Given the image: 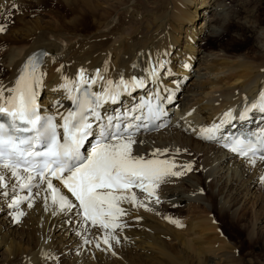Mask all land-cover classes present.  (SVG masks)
<instances>
[{
  "label": "bare ground",
  "instance_id": "bare-ground-1",
  "mask_svg": "<svg viewBox=\"0 0 264 264\" xmlns=\"http://www.w3.org/2000/svg\"><path fill=\"white\" fill-rule=\"evenodd\" d=\"M61 1L74 8L75 14L60 22H37L12 37L9 52L0 60V69L6 71L0 76V85L13 87L27 59L46 51L48 55L42 57L41 70L47 75L44 87L39 90V103L45 113H53L60 122L58 113L66 114L74 106L67 92L59 88L63 77L75 80L83 68L91 78L99 70L104 80L92 85V91H101L108 79L118 82L121 76L126 80L133 76L144 78L145 87L123 93L119 101L106 104L101 112L113 116L119 112H137L141 103L155 99V93L165 102L173 98L177 102L171 105H177L178 110L187 114L182 124L189 118L194 124L193 132L191 125H169L163 131L142 133L135 137L134 154L153 158L156 149L162 152L168 149L158 158H174L177 164L192 163L193 168L160 185L157 195L161 203L156 207L148 204L147 208L134 207L123 202L121 207L127 214L121 220L126 226L116 230L120 240L111 241V249L102 242V228L93 227L90 222L88 226L81 223L82 217L76 215L79 210L61 212L58 206L51 205L50 198L46 210L43 186L32 189L33 195L37 191L42 193L32 207L24 201L18 209L10 208L11 199L0 196V264H103L106 256L118 264H128L126 254L119 251L122 246L133 252L136 249L137 257L153 264L226 263L234 245L215 214L236 213L248 198L242 194L243 190L264 188L261 180L264 163L252 166L248 160L230 155L215 139H203L199 133L201 128L219 123L230 109L235 110L236 117L264 90V27L257 28V24L239 16L253 1L263 0ZM11 2L0 0V13ZM85 15L90 16L89 21ZM80 22L85 27L92 26L91 30L75 28ZM236 26L243 27L242 32L256 33L249 36L237 33L235 41L242 45L239 48L215 44ZM253 39L255 49L249 50ZM160 59L168 63L158 69L159 75L154 80L151 70ZM193 71L196 79L187 87L186 80ZM173 93L176 95L169 98ZM167 131L173 135H165ZM219 136H223L222 129ZM162 138L166 142L160 145ZM53 183L77 203L58 181ZM207 188L209 194L205 193ZM133 191L138 199L147 196L142 191ZM27 194V190L15 193ZM170 206H177L179 211L167 214L165 209ZM16 211L25 213L19 222L15 220ZM23 224L32 229V235L25 233L28 244L18 239L17 228ZM85 239L91 243L86 244Z\"/></svg>",
  "mask_w": 264,
  "mask_h": 264
},
{
  "label": "snow or ice",
  "instance_id": "snow-or-ice-1",
  "mask_svg": "<svg viewBox=\"0 0 264 264\" xmlns=\"http://www.w3.org/2000/svg\"><path fill=\"white\" fill-rule=\"evenodd\" d=\"M5 30L0 25V32ZM46 55V51L32 54L13 87L0 85V196L11 199L10 208L18 209L24 201L32 207L35 198L42 195L40 191L33 195L32 189L43 186L46 210L49 198L51 205L58 206L61 212L79 210L76 215L82 217L81 223L88 226L90 222L91 226L102 228V242L111 249V241L119 243L120 240L116 230L126 226L121 217L127 214V210L121 204L126 201L134 207L147 208L132 189L141 190L147 194V199L154 198L158 204L161 202L157 195L160 185L171 177L192 171L193 165L177 164L174 158H158L168 149L163 152L156 149L152 153L153 158L134 154L136 133L144 125L126 123L113 115H102L101 109L106 104L116 103L125 92L145 87L144 78L133 76L126 80L121 76L118 82L108 79L101 91H92V85L104 77L97 70L90 78L81 68L77 79L63 77L59 86L67 92V98L74 105L66 114L58 113L62 122L57 123L56 115L42 114L39 90L44 87L47 75L41 70L42 57ZM167 63V60L160 59L153 65L152 79L157 78L158 69L165 68ZM154 98L157 104L145 101L138 108L143 109L147 105L149 115L158 119L162 115L159 108L161 98L158 93ZM253 110L264 113V90L256 101L244 107L239 118L248 119ZM234 111L230 109L224 113L219 123L201 128V138L216 139L224 125L236 119ZM133 119L140 120L141 117L134 116ZM86 144L90 145V152ZM224 146L247 159L252 166L264 163V129L252 133L247 139L229 135ZM54 180L67 189L77 203L65 195L61 187L53 183ZM17 190H27L28 194L15 195ZM23 215L24 212L16 211L15 220L19 222ZM172 222L183 226L178 220ZM84 242L91 243L88 239Z\"/></svg>",
  "mask_w": 264,
  "mask_h": 264
},
{
  "label": "rangeland",
  "instance_id": "rangeland-1",
  "mask_svg": "<svg viewBox=\"0 0 264 264\" xmlns=\"http://www.w3.org/2000/svg\"><path fill=\"white\" fill-rule=\"evenodd\" d=\"M11 1L13 2L9 3V5H6V8L3 9L2 11L3 13H0V25H3L6 29L5 31L0 32V60L4 59L5 55L7 54L6 52H9L7 50H9L8 47H10L13 44L12 37L16 35H20L21 32H24L28 28L27 26H33L37 22L45 23V20L46 22L47 21L60 22V20H64L75 14V9L68 7L61 0H40L39 2L21 0L22 3H20L21 1L19 2L14 0ZM14 2H17V4H13ZM13 5H18V7H13ZM5 13H6V17L3 16V14ZM239 14L241 18L246 20L248 19V21L250 23H253L254 25L257 24V28H261V27L263 28L264 0L261 2L253 1L252 4L247 8V10L240 11ZM85 19L89 21L90 16L85 15ZM86 27L80 22V24H78L75 28L85 29L87 32H89L92 26L90 27L89 25ZM242 29L243 27L240 28L236 26L234 28V31H229L225 37L216 40L215 44H221L222 46L225 47L228 46L229 48L241 47L242 45H240L239 42L235 41L236 39L235 35H238L237 33L241 32L243 35L247 34L248 36L254 35V33H256V31L254 30L252 33L251 32L249 33L247 30H244L242 32ZM254 43L255 40L253 39V41H251V45H248L249 50L255 49ZM245 51H247V49ZM198 63L199 60H197L195 64V69L197 68ZM5 74H6L5 68L1 67L0 76H4ZM194 74H196V72L193 71L191 77L188 78L189 80L188 79L186 80L185 86L188 87V84L190 85V83L196 79L195 78L196 76H194ZM186 120L184 119L183 121H180L181 123L179 122V125L182 126L191 125V129L194 130L195 128L192 127L194 126V124L190 122L189 118L188 121L186 122L187 124L186 123L182 124ZM164 134L170 136L173 135L172 131L169 132L167 131V133ZM164 140L165 138H162L159 141L160 145L166 142V140L165 141ZM147 150L151 151L149 148H147ZM205 193L209 194L210 189L209 188L205 189ZM242 194H244V196L248 195L247 196L248 198L246 199V203L242 205L239 209H237L236 213L234 211L233 213L231 212V215H225V216L224 215L219 216L218 214H215L216 220L219 221L220 227H222L221 229L224 231L225 235L228 236V238H230V241L233 243L235 249L234 248L232 249V252L230 253V259L226 263L212 262L211 264H264V215H263L264 188L260 186H256L250 189V192L243 190ZM139 200H143L145 204L152 205L155 207L157 204L155 200L153 199L149 200L146 197H142L141 199L139 198ZM165 211L167 212V214L170 213L174 215V213H177L179 210L177 206H170L168 209H165ZM23 219L24 218H22L21 220L24 221ZM23 225L17 228L18 239L21 240L23 243L28 244L29 240L26 239V235L28 236L29 233L32 235L31 233L32 229H29L25 227V225L24 226ZM25 233L27 234L25 235ZM133 250L134 252L132 250L127 249L125 246H122L121 249L119 248V251L123 255L126 254L125 257H127L128 264L129 263L153 264L141 260L139 257H137L138 256L136 254L137 250L136 249ZM103 264H118V263L114 261V259H112L111 257L106 256ZM190 264H194V263L191 262Z\"/></svg>",
  "mask_w": 264,
  "mask_h": 264
}]
</instances>
